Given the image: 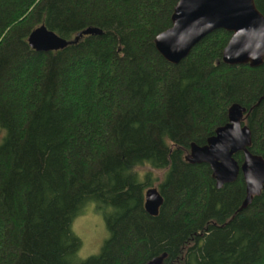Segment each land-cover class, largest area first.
I'll return each mask as SVG.
<instances>
[{
	"label": "trees",
	"instance_id": "trees-1",
	"mask_svg": "<svg viewBox=\"0 0 264 264\" xmlns=\"http://www.w3.org/2000/svg\"><path fill=\"white\" fill-rule=\"evenodd\" d=\"M178 1L0 0V264H146L163 253V264H264V189L239 211L241 173L217 189L207 165L185 160L233 104L264 159V64L225 65L223 30L165 61L154 40ZM42 25L67 41L103 34L36 52L27 38ZM155 182L153 217L143 204ZM90 204L108 238L79 260L71 224Z\"/></svg>",
	"mask_w": 264,
	"mask_h": 264
},
{
	"label": "water",
	"instance_id": "water-1",
	"mask_svg": "<svg viewBox=\"0 0 264 264\" xmlns=\"http://www.w3.org/2000/svg\"><path fill=\"white\" fill-rule=\"evenodd\" d=\"M217 30L231 34L222 53L225 65L258 68L264 64V16L254 0H179L170 28L154 40L155 49L165 61L178 65L198 42ZM102 34L97 28H87L67 41L42 25L29 34L27 43L34 51L47 53L75 44L82 37ZM245 113L244 107L233 104L227 112V123L218 127L205 145L191 144L185 157L190 164L207 165L217 189L235 183L241 173L246 195L239 211L264 189V159L249 151L252 135L243 125ZM239 153L243 155L240 165L234 159ZM162 204L157 188L145 190L143 205L149 216H157ZM165 258L163 253L146 264H163Z\"/></svg>",
	"mask_w": 264,
	"mask_h": 264
},
{
	"label": "rangeland",
	"instance_id": "rangeland-1",
	"mask_svg": "<svg viewBox=\"0 0 264 264\" xmlns=\"http://www.w3.org/2000/svg\"><path fill=\"white\" fill-rule=\"evenodd\" d=\"M147 170V168L143 169L142 172ZM153 174L161 179L163 172L153 171ZM153 184V187L157 188V182ZM71 230L81 242V248L78 252L79 260L98 255L108 238L103 214L97 211L93 204H90L73 220Z\"/></svg>",
	"mask_w": 264,
	"mask_h": 264
},
{
	"label": "flooded vegetation",
	"instance_id": "flooded-vegetation-1",
	"mask_svg": "<svg viewBox=\"0 0 264 264\" xmlns=\"http://www.w3.org/2000/svg\"><path fill=\"white\" fill-rule=\"evenodd\" d=\"M226 47V46H225ZM223 53V52H222Z\"/></svg>",
	"mask_w": 264,
	"mask_h": 264
}]
</instances>
